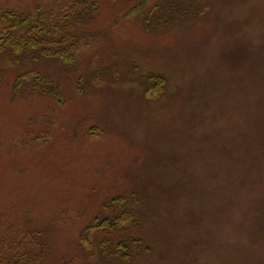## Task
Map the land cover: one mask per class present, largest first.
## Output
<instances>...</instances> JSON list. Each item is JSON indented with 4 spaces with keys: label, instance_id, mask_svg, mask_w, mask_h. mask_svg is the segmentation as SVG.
<instances>
[{
    "label": "rangeland",
    "instance_id": "1",
    "mask_svg": "<svg viewBox=\"0 0 264 264\" xmlns=\"http://www.w3.org/2000/svg\"><path fill=\"white\" fill-rule=\"evenodd\" d=\"M59 3L74 63L0 55V264H264V0Z\"/></svg>",
    "mask_w": 264,
    "mask_h": 264
},
{
    "label": "trees",
    "instance_id": "2",
    "mask_svg": "<svg viewBox=\"0 0 264 264\" xmlns=\"http://www.w3.org/2000/svg\"><path fill=\"white\" fill-rule=\"evenodd\" d=\"M59 4V0H55L52 10H42L34 17L31 14L25 15L8 8L7 5L0 7V55L7 54L19 61L25 53L37 51L38 55L32 56L35 61L40 60L39 56L41 55V57L57 56L65 63H74L78 43L76 37L70 31L67 21L71 18L75 19L78 12L71 14L73 9L68 8L63 15H58L55 9L57 10ZM75 6L78 7L79 3L76 2L72 5L76 8ZM36 69L31 67L22 71L23 73L19 75L14 83V91L24 86L28 81H34L35 86L48 83L49 91L54 93L56 97H61V90L57 87L56 81ZM43 89L47 91V89ZM118 216L116 218L118 217L120 222H114L112 218H108V220L105 219L107 223L98 222L90 225L89 229L92 231L95 228L104 227L102 231H109L108 227H125L123 225L130 220L133 214L130 211H125V213ZM82 238L87 239L84 236Z\"/></svg>",
    "mask_w": 264,
    "mask_h": 264
}]
</instances>
